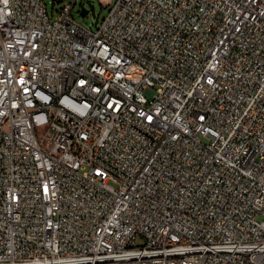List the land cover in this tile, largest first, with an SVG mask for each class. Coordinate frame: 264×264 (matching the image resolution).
Masks as SVG:
<instances>
[{
    "label": "built area",
    "instance_id": "built-area-1",
    "mask_svg": "<svg viewBox=\"0 0 264 264\" xmlns=\"http://www.w3.org/2000/svg\"><path fill=\"white\" fill-rule=\"evenodd\" d=\"M77 1L0 0V264H264V0Z\"/></svg>",
    "mask_w": 264,
    "mask_h": 264
},
{
    "label": "rangeland",
    "instance_id": "rangeland-1",
    "mask_svg": "<svg viewBox=\"0 0 264 264\" xmlns=\"http://www.w3.org/2000/svg\"><path fill=\"white\" fill-rule=\"evenodd\" d=\"M113 1L114 0H78L72 9V17L78 23L94 29L96 23H99L106 15ZM66 2L67 0H43L48 13L53 16L56 15ZM82 9L86 10L83 16L80 14ZM136 242L140 243V240H136Z\"/></svg>",
    "mask_w": 264,
    "mask_h": 264
},
{
    "label": "water",
    "instance_id": "water-1",
    "mask_svg": "<svg viewBox=\"0 0 264 264\" xmlns=\"http://www.w3.org/2000/svg\"><path fill=\"white\" fill-rule=\"evenodd\" d=\"M86 13V10L82 9L80 14L83 16Z\"/></svg>",
    "mask_w": 264,
    "mask_h": 264
}]
</instances>
